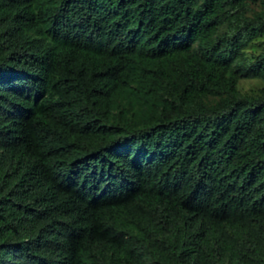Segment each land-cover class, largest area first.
Returning a JSON list of instances; mask_svg holds the SVG:
<instances>
[{
	"label": "trees",
	"instance_id": "1",
	"mask_svg": "<svg viewBox=\"0 0 264 264\" xmlns=\"http://www.w3.org/2000/svg\"><path fill=\"white\" fill-rule=\"evenodd\" d=\"M249 1L0 0V264H264Z\"/></svg>",
	"mask_w": 264,
	"mask_h": 264
},
{
	"label": "rangeland",
	"instance_id": "2",
	"mask_svg": "<svg viewBox=\"0 0 264 264\" xmlns=\"http://www.w3.org/2000/svg\"><path fill=\"white\" fill-rule=\"evenodd\" d=\"M248 8L246 14L251 17L260 15L264 12V4L260 1L248 2ZM226 22L223 21L217 27L215 35H218L223 32L225 29ZM264 52V33L256 35L251 42L241 50L243 56L253 57L260 53ZM264 86V80L261 78H250V77H240L237 81V91L239 94H256L259 92L260 88Z\"/></svg>",
	"mask_w": 264,
	"mask_h": 264
}]
</instances>
